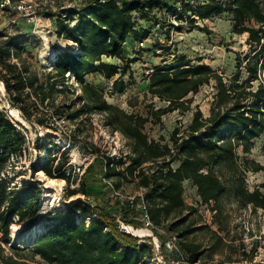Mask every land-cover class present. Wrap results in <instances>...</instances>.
Here are the masks:
<instances>
[{"label": "trees", "instance_id": "trees-1", "mask_svg": "<svg viewBox=\"0 0 264 264\" xmlns=\"http://www.w3.org/2000/svg\"><path fill=\"white\" fill-rule=\"evenodd\" d=\"M163 1L89 0L72 13L58 15L55 30L59 37L72 42L73 48L57 54L44 78L22 54L26 34L5 39V33L0 32V80L5 83L10 102L26 119L44 125L47 118L75 121L100 113L106 125L120 132L130 147L122 157H104L102 180L114 186L104 181L103 192L110 195L104 199V206L79 198L65 209L48 213L43 231L24 246L7 252L0 243V264H150L147 258L152 257V246L123 231L118 221L119 217L125 224L141 228V199L146 202L154 229L176 231L183 260L197 263L205 251L188 237L197 224L193 216L199 207L185 200L187 182L196 188L199 206L213 202L220 210L222 197L232 193L242 207L264 211V182L251 189L247 181V173L264 171V164L241 158L251 153L255 141L264 135V0L174 3L171 12L180 22L189 19L192 27L197 20L231 14L232 32L246 34L249 49L237 56V70L228 78L209 64H192L186 55H176L172 62L164 59L147 75V81L148 93L165 105L150 109L147 117L129 114L110 103L105 90L88 80L95 74L113 79L111 94L127 90L131 81L125 77L129 74L132 78V63L137 61L127 55L129 40L132 37L144 42L152 32L150 25L138 26L137 16L146 22L156 18ZM157 18L155 25L165 26V21ZM169 24L180 30L179 25ZM12 53L20 65L11 60ZM213 81L216 93L209 115L197 106L189 125L184 130L176 127L170 141L149 137L144 128L150 118L158 123L168 113L191 110L193 97L189 96ZM61 96L64 98L58 101ZM25 144L24 132L0 107V171ZM56 160L45 159L41 169L50 178L69 181L70 174L64 168L68 161L60 159L55 164ZM87 173H94L93 165ZM128 179L137 180L144 188L143 198L137 195L133 202H122L116 196L113 199L114 191ZM9 183L0 178L3 238L10 237L13 223L36 224L41 206L42 186L38 181H22L11 191ZM87 186L83 181L78 190L68 191V197L86 195Z\"/></svg>", "mask_w": 264, "mask_h": 264}, {"label": "rangeland", "instance_id": "rangeland-1", "mask_svg": "<svg viewBox=\"0 0 264 264\" xmlns=\"http://www.w3.org/2000/svg\"><path fill=\"white\" fill-rule=\"evenodd\" d=\"M87 1L89 0H45L50 15L55 16L56 19L64 12L72 13L75 8L84 7ZM177 1L164 0L157 9L156 18L161 17L163 22L165 21V26L155 25L156 18L146 22L137 16L138 26L150 25L152 32L143 44L132 37L129 40L127 55L131 58L135 57L137 61L132 63V78L129 74L125 77L131 83L124 93L111 94L113 79L107 80L96 74L88 77L90 82L105 90L110 103L129 114L147 117L150 115V109L165 105V102L148 93L147 81V75L161 66L164 59L172 62L176 55H186L192 64H209L228 78L237 70V56L248 52L246 34L237 35L232 32L231 14L225 12L206 20H197L196 25L192 27L189 19L185 18L180 22L171 12L172 6ZM55 20L53 19V24ZM169 23H173L174 26L179 25L180 30ZM11 32L12 36L20 33L30 35L33 33V27L26 20L19 19V26H13ZM42 34H31L23 40L22 54L32 64V68L40 73L41 78H44L45 73L52 69L57 54L72 49L73 44L59 37L56 30ZM214 85V81L206 84L197 94L189 96L193 97L191 110L185 113L179 110L168 113L158 123L150 118L145 124V132L150 138L164 139L163 142L170 141V136L176 127L184 130L189 125L197 106L202 109L204 115H209L211 102L216 93ZM4 91L0 88V107L24 132L26 144L21 152L11 157L4 170L0 171V178L10 182L9 191L16 189L15 185L20 187L22 181H38L42 186L41 206L36 224H11L9 238H3V234L0 233V243L9 252L12 247H22L28 243L31 238L26 241L20 238L37 228L44 229L47 224V214L65 209L70 201L81 198L94 205L104 206V199L110 196L107 192H103L105 183L100 174L104 157L107 155L122 157L129 153L130 147L128 140L120 132H115L106 125L103 114L93 113L89 117L83 116L75 121L68 118H47V122L41 125L26 119L22 111L12 105L7 91ZM63 98L64 96H61L58 101ZM70 99L68 97V103L71 102ZM16 109L20 111L19 116L13 113ZM263 144L264 135L255 141L252 152L242 154L241 158L248 157L264 164ZM54 157L57 159L55 164L60 159L68 161L64 168L70 174V179L69 181L63 179L65 182H61V179L54 178L57 183L47 186L45 179L50 177L41 169V164L45 159L51 160ZM90 165H93L94 173L88 174L87 169ZM78 167L82 169L80 172L77 170ZM83 181L88 183L89 192L86 195L79 193L68 197V191L78 190ZM247 181L249 187L253 189L264 182V171L248 172ZM143 191L144 188L138 185L137 180L128 179L124 180L119 190L120 195H112V193L111 195L113 199L115 196L120 199H130ZM185 200L189 205L199 207L200 202L195 187L192 189L187 187ZM3 208L0 205V211ZM199 214L200 212L193 216L197 224L193 225V231L188 237L200 243L205 253L199 262L194 264H264L263 210L255 211L251 206L242 207L232 193H227L221 199V209L217 210L212 219L204 216L201 218ZM206 225H210L209 228ZM133 227L146 229L143 225L142 228H136L135 225ZM147 230L150 231L148 235H139L132 231L134 235L152 246V257L147 258V261L153 264H177V261L180 264H188L187 261L182 260L181 255H170L165 250L164 243L169 237H177L179 240L176 231L166 228ZM157 244L160 245V249L156 248Z\"/></svg>", "mask_w": 264, "mask_h": 264}, {"label": "built area", "instance_id": "built-area-1", "mask_svg": "<svg viewBox=\"0 0 264 264\" xmlns=\"http://www.w3.org/2000/svg\"><path fill=\"white\" fill-rule=\"evenodd\" d=\"M205 1L207 0H178L180 4L183 3L189 5H195L199 2ZM47 5L48 3H46L45 0H0V32L5 33V39L9 38L10 36H12L11 28L15 25L19 26V19H24L33 27V33L31 34L43 35V32H45L46 34L51 33L55 30V28H53L52 22L53 19H56V17L50 15L49 10L47 9ZM51 24L52 27H50ZM30 35H27L26 33V37ZM141 44H143V42H141ZM11 60L20 65V62L15 57L14 53L11 54ZM1 84L5 86V83L2 80H0V88ZM77 170L80 172L82 169L81 167H78ZM104 181L114 189L113 184L109 180L104 179ZM114 194L120 195L119 191H114ZM135 196L131 197L130 199L120 200L122 202H133ZM138 196H141L143 198V192L139 193ZM139 207L143 209V214L140 217L142 225L145 226L146 229H154V225L147 212V205L144 199L140 200ZM199 212L204 217L212 219L215 216L217 210L214 208L213 202H210L201 204L199 206ZM118 221L120 222V226L123 231L132 233V231H130L128 228V226L133 227L132 225L125 224L123 221L120 220L119 217ZM164 245L165 250L169 252L170 255L179 254L182 257V260L184 259L177 237H169V239H167ZM156 248L160 249V245L157 244ZM177 262V264H180L179 261ZM187 263L190 264L189 262ZM150 264L153 263H151L150 261Z\"/></svg>", "mask_w": 264, "mask_h": 264}, {"label": "bare ground", "instance_id": "bare-ground-1", "mask_svg": "<svg viewBox=\"0 0 264 264\" xmlns=\"http://www.w3.org/2000/svg\"><path fill=\"white\" fill-rule=\"evenodd\" d=\"M1 88L3 90H5V86L3 84H1ZM19 112L20 111L18 109L13 110V113H15L16 116L17 115L19 116ZM45 181H46L47 186H53L55 183H57L56 179H54V178H48L47 180L45 179ZM61 182H65V181L63 179H61ZM128 228H129L130 231H133V232H135V233H137L139 235H148L149 232H150L147 229H135V228H133L131 226H128ZM42 231H43V228H39V229L37 228L35 231H33L31 233L23 235L20 238V240L26 241V240H29L30 238L33 239L38 233H41Z\"/></svg>", "mask_w": 264, "mask_h": 264}, {"label": "crops", "instance_id": "crops-1", "mask_svg": "<svg viewBox=\"0 0 264 264\" xmlns=\"http://www.w3.org/2000/svg\"><path fill=\"white\" fill-rule=\"evenodd\" d=\"M53 24V23H52ZM31 25V24H30ZM32 26V25H31ZM53 28H55V24H53ZM186 186L189 187L190 189H192V184L190 182L186 183ZM143 242H145V240L142 239Z\"/></svg>", "mask_w": 264, "mask_h": 264}]
</instances>
